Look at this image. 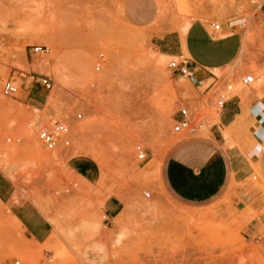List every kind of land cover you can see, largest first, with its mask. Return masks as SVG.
I'll use <instances>...</instances> for the list:
<instances>
[{
	"label": "rangeland",
	"instance_id": "374dc122",
	"mask_svg": "<svg viewBox=\"0 0 264 264\" xmlns=\"http://www.w3.org/2000/svg\"><path fill=\"white\" fill-rule=\"evenodd\" d=\"M161 1L0 0V183L10 193L0 200V264H264V181L249 154L248 114L251 102H264V0H230L233 16L203 20L238 22L241 50L201 86L169 71L175 57L157 46L172 30L183 42L196 0ZM210 1L222 9L224 0ZM34 45L49 50L33 53ZM246 74L254 82L243 86ZM8 78L19 87L13 96L1 93ZM227 84L245 120L230 135L222 129L201 171L177 164L179 152L213 138L216 93ZM180 102L198 108L204 128L172 132ZM53 117L69 124L67 147L37 138ZM109 198L120 202L115 217ZM14 207L49 222L44 241L27 236Z\"/></svg>",
	"mask_w": 264,
	"mask_h": 264
},
{
	"label": "crops",
	"instance_id": "0c3cea01",
	"mask_svg": "<svg viewBox=\"0 0 264 264\" xmlns=\"http://www.w3.org/2000/svg\"><path fill=\"white\" fill-rule=\"evenodd\" d=\"M222 5V9L216 11L210 0H196L194 4L196 18L193 19L187 30L184 39V47L185 51L193 60V68L195 69L194 76L197 80L205 81L208 78L213 79L214 74H211L212 70H218L221 66L232 61L241 50V45L238 48L235 46L236 40L239 39L237 38V29L241 28L238 22L232 27H230L228 22L222 23V32L217 35L211 31L210 23L206 25L205 22H203V20L208 17L227 20L235 14L236 9H233L230 0H224ZM157 46L159 48H165L163 54L172 57L183 54L184 52L183 44L177 30H172L160 36ZM241 99L242 98L236 94L220 108L218 114L219 122L215 123L211 128V135L213 138H210L207 142L196 140L198 142L192 147V153L179 152L180 154L178 153L179 155L175 158L177 164L181 163L183 165L192 166L191 168H193V171L199 172L203 169L205 164H209L211 160L215 159L219 147V139H217L216 136H222L221 131L223 128H227L224 131L228 132L230 135L238 128L239 122L245 120V112L242 111L240 106ZM259 103L264 102L260 100L251 102L249 115H251V110H255ZM252 117L254 123L250 126L249 130L255 144L251 148L249 154L257 158V165L259 166V171L264 181V126L260 130L261 134L258 137L255 136L253 130L256 126V122L253 115ZM177 164H175L176 168L179 167ZM237 173L238 170L235 171V174ZM241 176L244 178L246 175L241 174ZM180 178L181 176H175L174 181L180 182ZM168 182L170 181L168 180ZM9 194L6 184H4V182L0 183V200L2 202H7L10 197ZM258 201H261V203L264 202L261 196H259ZM119 203L120 202L116 198H109L105 203V210L109 214L113 213L115 217L118 213L116 209ZM258 203L259 202H257L256 205H258ZM28 209L29 210L25 212L22 208L14 207L13 212L21 222L29 238L38 242L44 241L49 235L51 226L35 208L29 207ZM262 219L264 220L263 217Z\"/></svg>",
	"mask_w": 264,
	"mask_h": 264
},
{
	"label": "built area",
	"instance_id": "2783aa9c",
	"mask_svg": "<svg viewBox=\"0 0 264 264\" xmlns=\"http://www.w3.org/2000/svg\"><path fill=\"white\" fill-rule=\"evenodd\" d=\"M260 16L264 20V3L259 6ZM221 22H212L210 23V29L215 35L221 33L222 31ZM33 53H44L48 52L49 48L47 45H34L30 49ZM193 60L190 56H185L180 54L175 56V58L170 59L167 62V69L172 73L179 74L183 77L191 80L193 84L197 86L203 85L202 80H197L195 78V69L193 68ZM98 65L96 69H99ZM30 82L37 83L42 87H50L51 79L42 74L30 73L29 74ZM215 78V75H214ZM213 78V79H214ZM214 80L210 83L212 84ZM254 82V76L252 74H246L240 77V83L243 86H248ZM209 84V86H210ZM208 87V86H207ZM18 85L15 83L13 78L6 79L1 86V93L4 96H13L18 92ZM233 90L232 84L226 85L225 91H219L216 93L215 104L222 108L226 102H228L234 95L228 96V94ZM82 114L77 113L76 117L81 118ZM253 116L255 118L256 126L253 130L255 136H259L261 128L264 126V103H259L255 110H253ZM205 126V120L203 114L199 112L198 108L195 105L189 103L180 102L176 114L173 116V123L171 130L173 133L181 132H195L199 131ZM70 127L67 122L53 117L50 119L48 125H42L37 130L38 140L48 149H53L58 145L67 147L70 143ZM258 139V138H257ZM137 157L140 160L146 158V153L140 145L136 146ZM145 196H149V193H145ZM15 264H20L19 260L15 261Z\"/></svg>",
	"mask_w": 264,
	"mask_h": 264
},
{
	"label": "bare ground",
	"instance_id": "6f19581e",
	"mask_svg": "<svg viewBox=\"0 0 264 264\" xmlns=\"http://www.w3.org/2000/svg\"><path fill=\"white\" fill-rule=\"evenodd\" d=\"M191 23H187L184 25L183 29H182V32H181V37H182V44H183V50L185 51V47H184V39H185V36H186V33H187V30L189 29ZM35 148V147H34ZM51 161V160H49Z\"/></svg>",
	"mask_w": 264,
	"mask_h": 264
}]
</instances>
